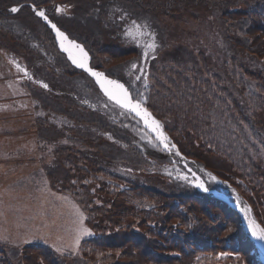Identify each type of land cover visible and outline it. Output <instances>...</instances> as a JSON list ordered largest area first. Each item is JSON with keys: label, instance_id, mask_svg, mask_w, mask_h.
<instances>
[{"label": "trees", "instance_id": "16d2710c", "mask_svg": "<svg viewBox=\"0 0 264 264\" xmlns=\"http://www.w3.org/2000/svg\"><path fill=\"white\" fill-rule=\"evenodd\" d=\"M38 10L93 68L145 96L207 191L157 169L186 170L177 151L150 157L133 142L136 122L70 61ZM138 20L157 48L134 82L127 63L143 51L124 31ZM1 52L27 68L23 86L46 111L35 130L53 154L49 186L76 200L94 234L80 254L0 243V264H264L233 204L237 192L264 226V0H0Z\"/></svg>", "mask_w": 264, "mask_h": 264}, {"label": "rangeland", "instance_id": "374dc122", "mask_svg": "<svg viewBox=\"0 0 264 264\" xmlns=\"http://www.w3.org/2000/svg\"><path fill=\"white\" fill-rule=\"evenodd\" d=\"M136 23L141 25V31L153 34L147 26L144 27L145 23L139 20ZM132 27V22L126 25L124 36L143 51L139 57L127 63L135 82L144 79L148 74L149 61L156 56L157 37L154 35L155 50H148V55L145 56V45L152 43L153 37L151 35L138 37L139 43H136L126 35ZM181 29L190 32L188 31L190 28L186 26H182ZM12 57L11 55L10 58L7 53L4 56L3 53L0 54V243L12 248H21L28 244H44L56 250L53 247L55 245L63 250L59 253L80 254L82 242L93 236L94 232L87 224L86 215L76 200L71 195L49 186L44 167L46 163L51 162L53 154L50 153L51 147L46 150L44 148L46 145L39 142L35 130V119L42 114L45 115L46 111L39 106L35 98L28 96L29 91L23 86L21 77L26 67ZM133 63L136 64L135 68L132 67ZM118 80L127 86L123 80ZM98 86L109 104L129 113L136 122L134 125L129 123L128 126L132 130L133 142L144 153L153 157L173 149L174 144L169 139L168 146L165 147L158 134L147 126L140 116L117 105L104 94L99 84ZM132 96L133 100L143 104L145 96H136L134 93ZM52 121L61 122L63 118L54 116ZM161 131L163 132L162 128ZM186 164L183 163L186 170L175 162L155 165L163 174L175 178L187 176L193 185L196 186L197 182L202 181L208 189L206 176L203 178L202 175L194 172L188 163ZM214 190L218 195L223 196L222 198L234 194L232 190L224 187ZM243 204L246 203L243 201ZM79 213L83 214L84 227L92 234L82 235L77 247L75 241L79 235ZM249 216L250 213L246 216L248 224ZM257 248L259 252V247Z\"/></svg>", "mask_w": 264, "mask_h": 264}, {"label": "snow or ice", "instance_id": "6c2138e0", "mask_svg": "<svg viewBox=\"0 0 264 264\" xmlns=\"http://www.w3.org/2000/svg\"><path fill=\"white\" fill-rule=\"evenodd\" d=\"M35 10V9H34ZM60 10L59 8L57 9ZM12 12L19 11L18 8L13 7L11 9ZM36 14L40 17H43L47 20V17L45 16L43 11H37ZM133 27L130 28L126 35L130 37L134 42L139 43L138 37H142L145 35H151L153 37L152 43H147L145 45V51L144 55H148V50H155L156 44L154 42V34L145 33L141 31V25L137 24L136 21H132ZM146 27V25L144 26ZM52 28L56 30L57 36L61 40V48L63 51L68 53L69 59L72 60V62L78 67L84 69L86 72H88L90 75L96 78V82L100 85L101 89L104 91V94L108 96L110 100H113L116 104L120 105L122 108L128 109L129 111L135 112L137 116H140L145 124L152 128L154 132L158 134V138L162 143L165 144V147L168 146L167 141L168 137L163 134L161 131L162 125L159 123V121L155 120L152 117V114L144 107H142L141 102L139 101H133L131 98L128 90L124 87L123 84L119 83L117 80H111L108 79L103 72L94 71L92 68L88 67V53L84 51L83 47L76 43L73 40H69V38L61 32L58 28H56L55 24H52ZM67 42V43H65ZM132 67L135 68L136 64L133 63ZM139 79V77H137ZM44 87H47V85H44ZM172 147H175L174 145ZM179 154V153H177ZM182 179L187 180V176L181 177ZM196 186L199 188L204 189L207 191V188H205L204 183L202 181H199L196 183ZM243 211L248 215L250 213V209H243ZM83 214L79 213V235L76 237L75 245L78 247L80 238L82 235H91V231L84 227L83 225ZM249 228L251 230V234L253 237H255L258 240L264 241V227H261L259 224L256 223L254 219H251L249 216ZM53 247L56 248L57 252H62L63 250L60 247H56L53 245Z\"/></svg>", "mask_w": 264, "mask_h": 264}, {"label": "water", "instance_id": "95a60500", "mask_svg": "<svg viewBox=\"0 0 264 264\" xmlns=\"http://www.w3.org/2000/svg\"><path fill=\"white\" fill-rule=\"evenodd\" d=\"M51 24V23H50ZM52 26V25H51ZM55 30V29H54ZM66 34V33H65ZM90 67V65H89ZM152 114V113H151ZM153 116V115H152ZM175 146V149H177V152L184 158H186V156L184 154L181 153V151L179 150L178 146L176 144H174ZM243 206H240V210H241V213L243 215V218L245 220V225H246V228L248 230H250L249 228V224L246 222V213L243 211ZM251 219H254L256 221L257 224H259L261 227H263L260 222L257 220V218L255 217L253 211L251 210ZM251 231V230H250ZM253 237V236H252ZM255 243L257 244V246L259 247V251H260V256L262 257V259L264 260V250L262 249V247L259 245V242H258V239H256L255 237H253Z\"/></svg>", "mask_w": 264, "mask_h": 264}, {"label": "bare ground", "instance_id": "6f19581e", "mask_svg": "<svg viewBox=\"0 0 264 264\" xmlns=\"http://www.w3.org/2000/svg\"><path fill=\"white\" fill-rule=\"evenodd\" d=\"M53 23L51 22V25H52ZM54 32H56V30L54 31ZM62 32V31H61ZM56 34H57V32H56ZM65 34V33H64ZM58 39H59V42H60V45H61V40H60V38L58 37ZM69 40H71V39H69ZM65 43H67V42H65ZM84 49V48H83ZM85 51V50H84ZM88 63H89V58H88ZM94 71H97V70H94ZM99 72V71H98ZM105 74V73H104ZM106 76V75H105ZM107 77V76H106ZM108 79H111L110 77H107ZM111 80H113V79H111ZM119 82V81H118ZM119 83H121V82H119ZM121 84H123V83H121ZM124 85V84H123ZM124 87L127 89V87L124 85ZM128 90V89H127ZM128 92H129V90H128ZM129 94H130V92H129ZM130 96H131V98L133 99V97H132V95L130 94ZM134 102L135 101H137V100H133ZM142 104V103H141ZM120 106V105H119ZM121 107V106H120ZM142 107H144V108H146L143 104H142ZM125 109V108H124ZM227 198H228V196H226ZM244 207V206H243ZM245 208V207H244ZM258 242H259V245L262 247V249L264 250V241H261V240H258Z\"/></svg>", "mask_w": 264, "mask_h": 264}]
</instances>
